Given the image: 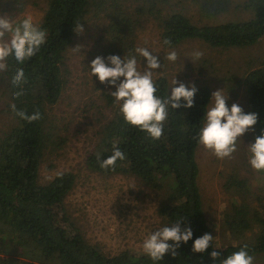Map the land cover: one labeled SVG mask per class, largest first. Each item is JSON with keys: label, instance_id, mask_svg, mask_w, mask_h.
I'll list each match as a JSON object with an SVG mask.
<instances>
[{"label": "trees", "instance_id": "1", "mask_svg": "<svg viewBox=\"0 0 264 264\" xmlns=\"http://www.w3.org/2000/svg\"><path fill=\"white\" fill-rule=\"evenodd\" d=\"M170 1L143 0L130 11L123 0H47L37 24L46 34L45 43L23 64L12 56L7 59V69L0 71L1 95L6 97V112L11 118L9 129L0 137V245L4 242L12 245L18 258L1 264H221L245 245L249 254L264 264V199L256 208L234 197L248 190L247 181L235 173L224 181L225 190L234 196L221 212V229L237 244L220 249L211 242L202 254L192 251L197 238L206 233L211 235L201 201L196 162L197 136L211 98L206 86L196 88L193 107H183L181 99V107L169 108L163 134L157 140L126 124L111 92L103 93L111 113L98 131L99 144L86 158V167L92 172L130 176L157 192L160 203L156 210L161 228L184 219L181 231L190 228L192 238L180 244L175 256L166 253L161 261L154 262L145 253L129 250L113 255L104 253L99 246L88 243L75 227L72 226L70 233L54 223L51 213L56 209L67 220L63 206L73 190L75 176L60 172L45 184L39 182L45 156L58 153L66 144L65 137L53 124L51 110L68 83L66 54L76 34L74 29L79 24L83 26L89 16L105 21L94 40L92 59L102 57L106 64L110 55L123 59L131 54L138 61L136 33L142 18H150L158 25L160 42L167 49L193 40L210 49H241L255 45L264 37V0H246L238 7L252 13L246 21L221 24L211 22L227 13L233 0H184L197 6L199 25L178 12L163 15ZM7 5L13 12L22 13L26 0H9ZM165 39L171 43L165 45ZM20 68L25 82L19 88L13 87L10 81ZM95 80L93 76V83ZM228 81L233 83L231 87L243 90L244 114L257 115V123L252 127L254 143L264 132V63L249 67L241 77L233 76ZM154 82L157 97L171 95L165 77H157ZM97 83L101 85L98 80ZM102 85L112 90L113 86ZM17 91L23 93L18 98L14 97ZM11 105L28 115L38 110L41 119L28 123L14 115ZM114 146L126 154V159L118 160L114 168H101V162L112 154ZM214 250L219 253L216 260L210 258Z\"/></svg>", "mask_w": 264, "mask_h": 264}, {"label": "rangeland", "instance_id": "2", "mask_svg": "<svg viewBox=\"0 0 264 264\" xmlns=\"http://www.w3.org/2000/svg\"><path fill=\"white\" fill-rule=\"evenodd\" d=\"M143 0H123L130 11ZM246 0H233L232 8L217 16L211 23L242 22L251 18L252 13L238 8ZM9 0H0V17L8 16L15 23L30 15L33 23L38 24L46 9L47 0H26L22 13H15L7 5ZM178 12L185 15L192 23L199 25L197 6L191 1L171 0L163 12L167 15ZM105 21L91 16L82 26L83 32L75 34L66 54V68L69 71L68 83L59 100L52 108L53 124L65 137L66 144L58 152L47 154L40 166L39 182L45 184L60 172H71L75 176V185L64 201L63 209L67 220L63 219L61 210L52 211L54 223L59 228L72 233L75 227L86 241L100 247L106 254H117L129 250L144 253L143 241L149 234L160 229L157 217V205L160 203L158 193L145 187L139 180L122 175L105 176L92 172L86 167V158L99 144L98 131L110 116L107 99L103 93L114 92L105 85L93 83L90 76V64L94 52V40L101 33ZM160 29L150 18H142L136 33L137 48H147L162 65L156 69L157 77H165L169 90L175 76L177 84H192L195 88L206 86L212 95L217 90H224L228 95L227 107L233 103L245 107V95L242 88L231 87L228 78L241 77L249 67L264 63V37L255 45L241 49H210L202 42L184 41L174 49L164 48L160 42ZM79 47L80 51H72ZM175 51L178 59L169 62L164 57ZM201 51L203 56L193 63L191 54ZM146 61L139 56L138 66L143 68ZM123 78H121L122 80ZM237 79H233L236 82ZM120 81H117V85ZM234 86V85H233ZM0 85V137L9 129L11 118L6 112V97L1 95ZM171 92V90H170ZM211 99V98H210ZM211 106L209 102L207 109ZM253 129L246 132L237 141V151L231 157L217 159L202 146L196 150V162L199 168L198 186L206 220L211 229L213 244L222 249L235 245L237 241L225 235L221 229V212L233 201L234 195L224 188V181L231 173L247 181V191L234 196L247 201L254 207H260L264 199V173L255 172L249 165L250 153L247 146L252 144ZM71 225H69V223ZM73 226V227H72ZM18 258L12 245H0V264L9 259ZM254 263L261 259L254 258Z\"/></svg>", "mask_w": 264, "mask_h": 264}, {"label": "clouds", "instance_id": "3", "mask_svg": "<svg viewBox=\"0 0 264 264\" xmlns=\"http://www.w3.org/2000/svg\"><path fill=\"white\" fill-rule=\"evenodd\" d=\"M75 32L82 33L81 24L74 29ZM46 34L33 23V18L28 15L19 23H15L10 17H0V71L7 69V59L9 56L19 63L31 59L45 43ZM165 45L171 42L168 39L163 41ZM72 51H80L79 47ZM135 52L146 61V65L141 68L135 55H129L121 59L118 56L110 55L107 59L97 56L90 64L89 74L95 76L101 84L107 83L115 87V91L110 94L114 102L119 105V111L126 124L137 127L145 132L149 138L157 140L161 138L164 131V121L168 118L169 108L177 109L181 107V99L184 101L183 107H193L194 96L197 89L194 85L185 86L178 82L175 76L170 88L171 95L166 98L157 97V88L154 82L156 69L162 65L156 56L152 55L147 48H136ZM203 56L201 51H194L191 54L192 63ZM169 62H176L178 59L175 51H170L165 57ZM120 78H123L122 80ZM117 81H120L117 85ZM25 82L24 71L17 69L10 83L13 87L19 88ZM23 93L17 91L14 97H19ZM228 95L224 90H217L211 95V106L204 112V123L200 127L197 141L205 151L211 152L217 159H225L232 156L237 151V141L257 123L255 113L244 114L242 108L233 103L227 107ZM14 115L33 123L41 119L39 111L28 115L24 111H18L15 105L10 106ZM250 153L249 165L257 173H264V132L255 139V142L247 146ZM99 159V155H97ZM126 159V154L118 147L114 146L112 154L101 162V168H114L116 162ZM184 219L178 220L171 226H164L154 233L148 235L143 241V252L154 262L161 261L166 253L176 255V249L181 243H187L192 238L190 228L181 231L180 224ZM213 240L210 234H204L197 238L192 246L194 253H204ZM171 241L170 245L168 242ZM219 256L217 251H212L210 258L216 260ZM221 264H254V257L249 254L247 245L240 250L227 256Z\"/></svg>", "mask_w": 264, "mask_h": 264}]
</instances>
